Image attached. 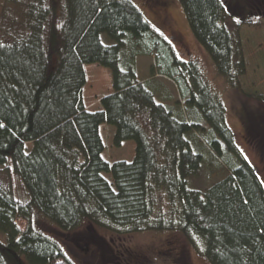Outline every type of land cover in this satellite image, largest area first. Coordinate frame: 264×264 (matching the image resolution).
<instances>
[{
  "label": "trees",
  "instance_id": "obj_1",
  "mask_svg": "<svg viewBox=\"0 0 264 264\" xmlns=\"http://www.w3.org/2000/svg\"><path fill=\"white\" fill-rule=\"evenodd\" d=\"M177 1L217 73L239 89L240 29L261 25L264 0ZM153 55L150 80L140 82L136 60ZM87 65L113 75L114 93L97 112L84 105ZM157 77L176 85L183 110L159 92ZM246 114L264 161V122ZM103 125L115 128L114 147L135 143L132 162L104 160ZM212 160L226 176L195 187ZM3 174L17 179L20 196L2 185ZM34 216L63 234L85 224L119 236L177 232L209 264H264V185L224 105L199 64L181 60L128 0L1 5L0 264H74Z\"/></svg>",
  "mask_w": 264,
  "mask_h": 264
},
{
  "label": "rangeland",
  "instance_id": "obj_2",
  "mask_svg": "<svg viewBox=\"0 0 264 264\" xmlns=\"http://www.w3.org/2000/svg\"><path fill=\"white\" fill-rule=\"evenodd\" d=\"M3 1L0 0V8ZM128 1L137 7L156 31L173 43L181 60L199 64L213 93L225 107L226 121L234 133L239 150L254 167L264 185V161L251 144L245 123L249 119L246 112L257 117L259 122H264V21L257 27L243 26L240 29L246 73L239 80V89H236L217 73L211 58L193 36L177 0ZM102 39L105 44H112L106 35ZM154 63V55L137 58L136 68L140 82L150 80ZM85 72L87 83L83 91L84 105L88 111L97 112L101 110V100L114 93L113 75L109 69L96 65H87ZM154 80L159 92L172 98L169 104L176 107L179 105L178 111L183 110L185 103L181 100L176 85L162 77ZM157 101L165 103L158 93ZM100 134L105 145V161L112 164L134 160V142H126L121 148L114 147L115 128L110 125L101 126ZM212 164L210 171L203 172L193 181L195 187L206 189L226 176V169L220 170L214 160ZM104 177L109 182L112 181L110 175ZM1 183L16 196L21 195L19 183L14 176L3 174ZM33 223L37 230L57 240L74 264H209L200 252L177 232L119 236L85 224L72 234H63L39 216H34Z\"/></svg>",
  "mask_w": 264,
  "mask_h": 264
}]
</instances>
